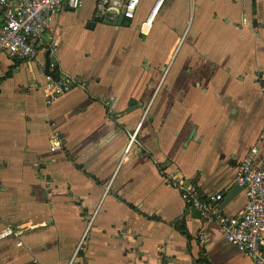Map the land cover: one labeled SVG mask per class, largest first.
I'll use <instances>...</instances> for the list:
<instances>
[{
	"label": "crops",
	"instance_id": "crops-1",
	"mask_svg": "<svg viewBox=\"0 0 264 264\" xmlns=\"http://www.w3.org/2000/svg\"><path fill=\"white\" fill-rule=\"evenodd\" d=\"M157 1L128 26L87 29L98 0L57 15V74L71 84L50 107L48 48L0 53V234L24 229L0 240V264H68L82 240V264H253L166 177L221 195L228 216L244 209L243 191L225 201L250 151L264 167V0H166L143 34ZM121 28L123 54L95 58V32Z\"/></svg>",
	"mask_w": 264,
	"mask_h": 264
},
{
	"label": "built area",
	"instance_id": "built-area-1",
	"mask_svg": "<svg viewBox=\"0 0 264 264\" xmlns=\"http://www.w3.org/2000/svg\"><path fill=\"white\" fill-rule=\"evenodd\" d=\"M142 0H98L96 18L100 21L115 23L120 13L124 21H133ZM166 0H158V5L151 16L142 25L150 29L159 10ZM83 6V0H0V12L4 19L0 23V53H7L18 61H32L41 50L48 48L50 59L59 48V41L51 33L50 28L55 17L65 8L76 11ZM57 74V65L50 61L48 74L43 86V95L48 107L57 104L68 91L71 80L67 76ZM109 116L112 114L109 112ZM137 133L130 135L129 149L139 145ZM53 149L62 147L59 133L51 137ZM256 150L253 149L238 165L235 175L238 184L245 193L247 203L236 216L224 213L221 201L223 197L204 198L200 189L176 171L166 177L169 186L179 191L181 198L194 208L200 218L208 223L217 224L226 240L244 253L253 264H264V167L255 162ZM22 227H6L0 234V240L9 236L20 237ZM205 244L206 239L202 238ZM81 241L68 264H82L80 251ZM22 242L18 243L21 246Z\"/></svg>",
	"mask_w": 264,
	"mask_h": 264
},
{
	"label": "rangeland",
	"instance_id": "rangeland-1",
	"mask_svg": "<svg viewBox=\"0 0 264 264\" xmlns=\"http://www.w3.org/2000/svg\"><path fill=\"white\" fill-rule=\"evenodd\" d=\"M95 33L97 34H94L91 39L94 40L91 41V44L96 48L92 50L93 56L95 58L100 57L102 53H104L109 61H111L113 57L123 54L125 47L124 42L125 40H128V37L130 36V31L126 28L117 30L108 29L101 33H98L97 31ZM96 36L97 38L95 39L94 37Z\"/></svg>",
	"mask_w": 264,
	"mask_h": 264
},
{
	"label": "water",
	"instance_id": "water-1",
	"mask_svg": "<svg viewBox=\"0 0 264 264\" xmlns=\"http://www.w3.org/2000/svg\"><path fill=\"white\" fill-rule=\"evenodd\" d=\"M98 21L99 20L97 18H95L93 21L89 22L87 24V29L93 30L95 28L96 24L98 23ZM117 25L118 26H128L129 25L128 23H126L124 21V14L123 13L119 14ZM46 59H47V64H46V70L45 71H46V75H47L50 61H54L55 59H50L48 53L46 55ZM164 71H166V69H164ZM137 106L139 108L137 101H135L134 99H131L129 101V104H128V107H129L128 112H132V111L136 110ZM241 192H242V188L238 184L234 185V187L227 193L225 203L230 202L235 196H237Z\"/></svg>",
	"mask_w": 264,
	"mask_h": 264
},
{
	"label": "trees",
	"instance_id": "trees-1",
	"mask_svg": "<svg viewBox=\"0 0 264 264\" xmlns=\"http://www.w3.org/2000/svg\"><path fill=\"white\" fill-rule=\"evenodd\" d=\"M56 77H58V74H55Z\"/></svg>",
	"mask_w": 264,
	"mask_h": 264
},
{
	"label": "flooded vegetation",
	"instance_id": "flooded-vegetation-1",
	"mask_svg": "<svg viewBox=\"0 0 264 264\" xmlns=\"http://www.w3.org/2000/svg\"><path fill=\"white\" fill-rule=\"evenodd\" d=\"M147 61L145 60L144 63H146Z\"/></svg>",
	"mask_w": 264,
	"mask_h": 264
}]
</instances>
